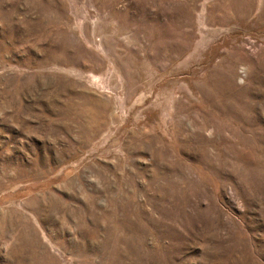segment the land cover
I'll use <instances>...</instances> for the list:
<instances>
[{
    "label": "rangeland",
    "instance_id": "374dc122",
    "mask_svg": "<svg viewBox=\"0 0 264 264\" xmlns=\"http://www.w3.org/2000/svg\"><path fill=\"white\" fill-rule=\"evenodd\" d=\"M0 264H264V0H0Z\"/></svg>",
    "mask_w": 264,
    "mask_h": 264
}]
</instances>
